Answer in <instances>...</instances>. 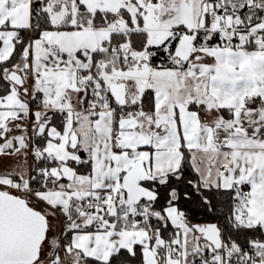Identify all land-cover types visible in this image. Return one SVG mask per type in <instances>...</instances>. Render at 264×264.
Here are the masks:
<instances>
[{"label": "snow or ice", "instance_id": "obj_1", "mask_svg": "<svg viewBox=\"0 0 264 264\" xmlns=\"http://www.w3.org/2000/svg\"><path fill=\"white\" fill-rule=\"evenodd\" d=\"M0 264H264V0H0Z\"/></svg>", "mask_w": 264, "mask_h": 264}, {"label": "trees", "instance_id": "obj_2", "mask_svg": "<svg viewBox=\"0 0 264 264\" xmlns=\"http://www.w3.org/2000/svg\"><path fill=\"white\" fill-rule=\"evenodd\" d=\"M200 220H201L202 222H212V221H211V217H210V215H202V216L200 217Z\"/></svg>", "mask_w": 264, "mask_h": 264}]
</instances>
